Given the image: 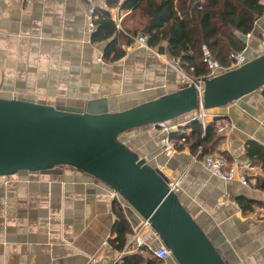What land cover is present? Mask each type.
Wrapping results in <instances>:
<instances>
[{"label": "crops", "instance_id": "crops-1", "mask_svg": "<svg viewBox=\"0 0 264 264\" xmlns=\"http://www.w3.org/2000/svg\"><path fill=\"white\" fill-rule=\"evenodd\" d=\"M92 4L112 20L120 18L126 30L147 36L138 11L118 0ZM88 6L86 0H0V96L83 108L91 102L95 110L117 111L183 87L165 43L161 50L122 44V57L105 60L107 41L91 40ZM263 30L264 16L243 43L247 60L264 52ZM212 121L221 137L216 149L230 162L252 163L248 186L210 174L187 144L167 156L152 125L121 139L176 182L181 201L229 264H264V170L246 153L249 140L264 147V87L212 109L207 123ZM240 199L252 210L242 211ZM115 200L129 225L126 245L140 228L147 247H159L153 229L141 226L126 202L83 171L61 166L0 176V264H122L119 257L132 252L110 244Z\"/></svg>", "mask_w": 264, "mask_h": 264}, {"label": "water", "instance_id": "water-1", "mask_svg": "<svg viewBox=\"0 0 264 264\" xmlns=\"http://www.w3.org/2000/svg\"><path fill=\"white\" fill-rule=\"evenodd\" d=\"M245 43L247 36L238 34ZM117 111L0 96V176L67 166L98 179L126 202L170 249L176 264H229L161 170L121 135L174 122L198 106H226L264 87V52L242 65Z\"/></svg>", "mask_w": 264, "mask_h": 264}, {"label": "trees", "instance_id": "trees-1", "mask_svg": "<svg viewBox=\"0 0 264 264\" xmlns=\"http://www.w3.org/2000/svg\"><path fill=\"white\" fill-rule=\"evenodd\" d=\"M120 6L138 11L147 32L148 45L161 50L162 43H165L170 56L179 58L183 69L192 67L189 73L193 78L209 75L203 45L213 59L228 65L230 53L245 48L238 34L251 33L255 22L264 16V3L259 0H123ZM95 14L96 28L91 33V40L107 41L103 57L107 61H115L124 54L121 45L132 43L131 37L138 32L135 29L126 30L122 23L121 28H118L107 10L95 8ZM187 126H180L169 135L177 149L187 144L193 154L199 152V158L217 152L230 162L223 152L216 149L221 137L214 121L208 122L204 128L198 121L190 122ZM182 135L185 142L178 144ZM246 153L252 162L259 163L264 170L263 146L249 140ZM259 185L264 187V179ZM239 205L244 212L252 210L251 203L246 199H240ZM113 211L116 214V235L110 239V244L122 250L127 242L129 225L116 200ZM143 250L146 249L125 255L122 264H164L162 259L152 253V256H144Z\"/></svg>", "mask_w": 264, "mask_h": 264}, {"label": "built area", "instance_id": "built-area-1", "mask_svg": "<svg viewBox=\"0 0 264 264\" xmlns=\"http://www.w3.org/2000/svg\"><path fill=\"white\" fill-rule=\"evenodd\" d=\"M86 1L89 4L88 6V14L90 18L89 27L91 28L90 30L92 32L96 28V25L94 23V20L96 19V14H95L96 7L92 4V0H86ZM122 1L123 0H118V4L120 5ZM259 1L264 3V0H259ZM113 21L116 23V26L118 28H121L120 18L115 17ZM249 35L250 33L246 34V36H249ZM131 38L133 40L132 43L136 44L137 47L145 48V49L151 48V46L148 45L147 36L143 34H137ZM260 39H261V42L264 43V30L262 31L260 35ZM202 50L204 54V60L206 61L207 66L209 68V75L208 77H204V78H209L211 76H215L222 72L236 68L247 61V58L242 51H232L230 53V59H231L230 63L228 65H222L217 60L213 59L210 56L205 45L202 46ZM172 66L180 73L183 86L194 84V86L197 89V92L199 94L202 93V90H203V80L202 79L203 78H193L191 74L189 73V71L192 70L191 66L188 69H183L180 66L179 58H173ZM207 117H208V112L202 107V105H200L194 111H192V113L186 120L180 123H177L176 125L170 124L168 122H158V123L152 124V126L162 134V137L160 138V144L165 154L167 156H170L177 151L176 146L173 144V142L169 138V135L172 131H176L179 129L180 126H183L187 123L194 122V121L200 122L201 126L204 128L207 124ZM184 142H185V137L182 135L180 137L179 143H184ZM194 158L199 160L202 166L212 175L218 176L219 178L223 180L236 179L243 185H246V186L249 185L247 175H249L250 171H252L253 169L252 163L249 161L245 163L228 162L222 154H219L217 152L213 154L204 155L200 158L197 155H194ZM172 187L174 190L177 189L176 182L172 183ZM261 209H264V205L262 206ZM256 211L253 210L252 211L253 214H257L258 212ZM143 225L150 227L147 221L145 220H142L141 226ZM139 231H140V228L135 231V233L132 236L131 242L128 243V245L130 244L129 247H127L128 245H126V247L124 248L123 250L124 253L133 252V251H137L139 249L144 248V249L150 250L151 253L154 256L158 257L159 259L165 260L167 258H172L170 249L165 247L163 244H161L157 248L150 247L151 248L150 249L149 247H147V245L141 239ZM118 262L119 263L123 262L121 257H119Z\"/></svg>", "mask_w": 264, "mask_h": 264}, {"label": "rangeland", "instance_id": "rangeland-1", "mask_svg": "<svg viewBox=\"0 0 264 264\" xmlns=\"http://www.w3.org/2000/svg\"><path fill=\"white\" fill-rule=\"evenodd\" d=\"M208 118V117H207ZM189 123H187V124H185V125H183V127L185 128V127H188L187 125H188ZM153 127V126H152ZM154 128V127H153ZM132 130H130V131H128V132H126L125 134H128V133H130ZM183 131V130H182ZM182 131H180V132H182ZM21 172H23V171H21ZM143 253V255L144 256H152V254H151V252H150V250H143L142 251ZM174 262V261H173ZM174 264H176L175 262H174Z\"/></svg>", "mask_w": 264, "mask_h": 264}, {"label": "bare ground", "instance_id": "bare-ground-1", "mask_svg": "<svg viewBox=\"0 0 264 264\" xmlns=\"http://www.w3.org/2000/svg\"><path fill=\"white\" fill-rule=\"evenodd\" d=\"M171 124V123H170ZM173 125H176V123L175 124H173Z\"/></svg>", "mask_w": 264, "mask_h": 264}]
</instances>
